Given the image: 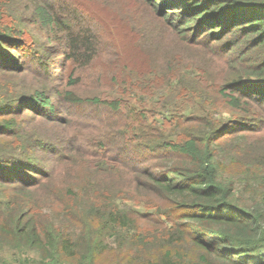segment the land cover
Here are the masks:
<instances>
[{"label": "trees", "instance_id": "16d2710c", "mask_svg": "<svg viewBox=\"0 0 264 264\" xmlns=\"http://www.w3.org/2000/svg\"><path fill=\"white\" fill-rule=\"evenodd\" d=\"M115 4L0 0V264H264V0Z\"/></svg>", "mask_w": 264, "mask_h": 264}, {"label": "rangeland", "instance_id": "374dc122", "mask_svg": "<svg viewBox=\"0 0 264 264\" xmlns=\"http://www.w3.org/2000/svg\"><path fill=\"white\" fill-rule=\"evenodd\" d=\"M115 1H116L117 4H115V6H113L111 8L112 12L117 13L118 9L120 8V3L123 2V1H126V2L129 3V5L124 7L125 13L128 16L131 14L132 0H115ZM90 4L94 6V9L96 11H100V7H99L98 4H94L93 2H90ZM119 28L122 29V25L121 24H119Z\"/></svg>", "mask_w": 264, "mask_h": 264}]
</instances>
